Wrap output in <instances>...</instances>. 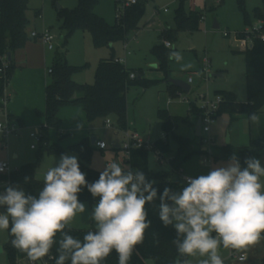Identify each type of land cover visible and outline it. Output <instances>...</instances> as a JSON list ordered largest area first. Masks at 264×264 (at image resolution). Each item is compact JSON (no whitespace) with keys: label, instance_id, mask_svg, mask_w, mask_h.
Wrapping results in <instances>:
<instances>
[{"label":"rangeland","instance_id":"rangeland-1","mask_svg":"<svg viewBox=\"0 0 264 264\" xmlns=\"http://www.w3.org/2000/svg\"><path fill=\"white\" fill-rule=\"evenodd\" d=\"M130 0H100L93 12L101 17L106 23L114 24L117 11H121L124 3ZM29 5L25 13L27 19V40L25 45L16 50L12 57L15 72L8 81V86L17 87L22 97L16 101L8 99L7 105L31 106L38 102L44 103V84L49 82L48 70H50L52 57L56 53L63 54L68 65L74 67H85L81 72L87 73L84 84H92L94 73L101 60L120 59L122 65L136 77L157 81L159 84L145 90L134 87L126 94V127L128 133H135L140 140L153 143L162 136H165L161 129L162 121L157 117L158 110H165L172 117H185L189 110V101L196 100V106H202L198 94H206L208 100L214 98L216 91L231 93L238 103L246 102L245 83V60L238 51L243 50L237 39L238 34H250L252 27H257L260 21L256 18L254 10H262L260 0H244L243 9L246 14L249 26H245L244 14L239 7L237 0H154L148 2L144 7V13L139 21L140 30L130 34L126 41L117 40L109 47L96 48L90 37V45L85 46L80 36L82 31H75L68 38L61 29L63 15L60 10H72L77 5V0H28ZM45 3L46 9L37 15L36 10H41ZM185 12L194 11L204 18L199 24L198 31H177L174 23V14L177 8ZM166 10V12H165ZM216 20L218 29L212 28ZM48 32L52 39L54 50H45L44 44L38 39H32L31 34ZM227 33L228 37H224ZM256 34V33H255ZM254 34V35H255ZM168 43L169 47H165ZM162 45L164 51H153L156 46ZM88 48V49H87ZM170 51H178L183 56L180 63H190L191 68L181 70L180 65L168 58ZM45 58V60H44ZM21 68V73L17 72ZM94 68V69H93ZM171 78L187 81L192 76L193 83L190 84L188 94H180L178 98L171 99L166 93L163 80L165 74ZM46 86V85H45ZM186 99L187 101H184ZM259 116V123L248 120L244 115H232L222 113L209 124V135L200 134L203 138L201 148L221 150L226 146L232 149L246 147L249 140H256L264 136V107ZM33 123L24 124L20 128L15 121H8L14 125L16 132L4 138L0 135V160L7 161L11 172L19 170L22 166L30 165L34 169L35 179L44 184V175L51 167L59 163L61 155L50 154L43 150L38 140L41 136L48 139L50 145L57 144L62 149L72 146L83 138L97 137L106 145V150L100 151L92 146L88 162H84L89 169L103 171L106 163L124 157L120 150H113L111 144L122 138V131L117 126V116L109 114L99 117L92 122H87L85 114L81 109L63 108L60 110L61 126L59 130L45 132L42 128V121L39 116L33 114ZM7 121L5 114L0 113V124ZM106 121L112 125L107 129ZM196 121L192 119L190 124L176 123L174 130L167 134L169 153L162 161H153L148 164L150 172L154 174L170 173L171 180L177 181L180 186H187L183 178L191 176L206 175L212 168L224 166L229 160L208 157L210 163L202 164L207 156L194 155L185 162L181 173L172 172L168 160L174 156L176 150L175 137L188 138L195 142L200 148V137L195 135ZM35 134L36 138H32ZM65 135V136H63ZM231 137L227 143L224 137ZM33 147V149H31ZM67 155L75 156L67 151ZM76 157V156H75ZM216 159V160H215ZM261 166L264 167V160L259 158ZM264 184V177L261 178ZM6 183L0 181V193L4 192ZM86 206V211L71 221L67 228L75 231H89L95 229L90 219V213L94 207ZM215 236V233H213ZM8 240V231H0V264H9L7 254L3 247ZM219 252L224 264H263L264 262V238L255 245L250 246L245 252L235 250L238 255L246 257L244 263H238L233 257V249H226L223 246ZM206 257H187L191 264H199L200 259ZM47 261V257L43 258ZM175 264H181L176 261Z\"/></svg>","mask_w":264,"mask_h":264},{"label":"clouds","instance_id":"clouds-1","mask_svg":"<svg viewBox=\"0 0 264 264\" xmlns=\"http://www.w3.org/2000/svg\"><path fill=\"white\" fill-rule=\"evenodd\" d=\"M168 58L182 71L192 67L180 63L183 56L178 51H170ZM248 118L259 123L256 113H249ZM224 140L230 143V135ZM244 163L242 168L233 154L226 165L206 175L185 177L187 186L181 191L165 187L159 195V219L175 229L173 244L180 257H206L199 264H224L221 246L243 253L264 238V167L254 157L245 158ZM155 183L119 160L106 163L99 179L89 183L77 157L62 154L59 163L45 173L38 197L14 186L0 193V207L5 208L0 212V231L7 230L11 246L33 264L48 256L54 245L57 254L50 258L55 264H102L113 251L118 264H129L151 225L145 206L157 199ZM84 187L98 203L90 213L95 230L81 241L65 229L86 211L78 199ZM182 264L191 261L183 259Z\"/></svg>","mask_w":264,"mask_h":264},{"label":"trees","instance_id":"trees-1","mask_svg":"<svg viewBox=\"0 0 264 264\" xmlns=\"http://www.w3.org/2000/svg\"><path fill=\"white\" fill-rule=\"evenodd\" d=\"M57 0H52L53 4ZM100 0H77V5L72 10H60L59 14L63 15L61 29L65 32V38H68L75 31L88 33L93 45L96 48L109 47L114 41H126L130 34L140 29L139 21L144 13V7L148 2L154 0H136L134 5H123L122 15L116 19L114 24L106 23L101 17L94 14L93 10ZM262 10L255 9V16L260 21V26L256 34H250V43L247 47L238 51L245 60V83H246V102L238 103L233 94L225 91H216L215 96L221 99L216 117L222 113L232 115H244L248 118L249 113L259 114L264 107V0H260ZM240 9L244 14L245 26H249L246 14L243 9L244 0H237ZM183 0H180V5ZM28 9V0H0V55L6 56L9 53L11 60L8 61L3 74H0V109L3 108L1 100L5 96V87L15 72V66L12 63V57L16 50L22 48L27 38V19L26 11ZM201 15L198 12H185L181 6L176 9L174 14V23L177 31H198ZM238 40L245 39V34L240 33ZM162 45L153 48V51H164ZM85 67H74L66 63L63 54L56 53L53 57L49 82L44 88L45 108L42 113L36 112V115L43 119L41 128L47 132L49 130H59L61 120L59 111L63 108L81 109L87 122H92L99 117H105L109 114L117 116V126L120 131H127L126 127V94L130 88L139 87L143 90L154 87L159 84L157 81H150L136 77L130 79L129 71L116 60H101L94 73L92 84H79L73 80V77L81 73ZM169 74H165L163 83H165L166 93L171 99L179 97L181 91L167 83ZM189 110L185 117H171L167 111L158 110L157 117L162 121L161 129L166 133L164 139H159L153 143V149L158 151L162 157L169 153L167 134L173 131L174 123L190 124L194 119L196 122L200 119L202 111L194 101H189ZM6 118L9 121H15L19 126L22 122L14 113L6 107ZM249 120V118H248ZM199 145L197 148L194 141L188 138L175 137L176 151L174 156L168 160L172 172L180 173L181 168L194 155L210 156L213 159H227L235 154L240 161L241 167H246L244 160L248 157L261 158L264 153V136L256 140H249L246 147L232 149L226 146L221 150H202V139L200 133ZM42 149L50 154L62 155L67 151L74 154L80 165V170L85 173V178L89 183L99 179L101 171L89 169L84 162H88L92 149L90 140L84 138L80 142L62 149L57 144L50 145L45 136L38 140ZM114 151L117 149H113ZM150 154L143 150H135L130 153L129 167L133 170L144 172L149 181H155L153 185L158 189L157 199L150 204H146L148 212L147 219L151 225L145 230L144 240L136 246L129 264H175L179 261L182 264V258L179 256L173 240L176 238V231L172 226L165 227L159 219V195L165 187L172 189L174 192L182 190L177 181H172L171 174H154L148 168ZM215 159V160H216ZM155 161V160H154ZM27 178V180L25 179ZM0 181L8 183V186L19 187L25 191L26 195L37 196L43 188L42 183L38 182L34 176V169L30 165L22 166L19 170L10 172L9 175H0ZM78 199L94 207L98 203V198H94L91 193L84 187L78 194ZM5 208L0 207V212ZM95 230L92 228L89 231ZM69 235L83 241L84 235L88 231H75L69 228L65 229ZM60 234H57V239ZM12 237L8 232V240L3 247L6 252L9 264H17L19 260L27 258L25 253L20 252L11 246ZM56 245L53 246L48 256H56ZM47 257L46 264H55V260ZM102 264H118V258L113 251ZM264 264V262H263Z\"/></svg>","mask_w":264,"mask_h":264},{"label":"built area","instance_id":"built-area-1","mask_svg":"<svg viewBox=\"0 0 264 264\" xmlns=\"http://www.w3.org/2000/svg\"><path fill=\"white\" fill-rule=\"evenodd\" d=\"M136 3V0H130V1H126L125 5H134ZM166 12V10H165ZM120 15H122V10L121 11H117L116 14V19H118L120 17ZM204 18H201V22H203ZM260 26V24H259ZM259 26L257 27H252V31L250 32V34H255L258 29ZM247 31L245 33V39L239 40V44L241 45V47H243V50L247 47L248 43H250V35ZM224 37H228L227 33H223ZM31 38L32 39H38L40 40L44 46L47 48V50H52L53 49V45H52V39L51 36L48 34V32L43 31L41 34H36V33H32L31 34ZM261 40L264 41V37H261ZM165 47H169V44L166 43ZM118 63L122 64L121 61H117ZM7 66V57L6 56H1L0 55V74L4 73V70ZM51 70H48V74H50ZM134 75L130 74V79H134ZM186 83L188 85L193 83V78L192 76H189ZM7 86V85H6ZM6 89V87H5ZM190 92V91H189ZM182 93V92H181ZM183 94V93H182ZM6 96V95H5ZM197 98L200 101H203L204 104L202 106H199L198 108L201 109L202 114L200 117V134L208 136L209 135V124L215 119L216 113L218 111L219 108V104L221 102V99L217 96H214V98L211 100H208L207 95L206 94H198ZM7 101L8 99L5 97L3 100H1V104L3 106V108L0 109V113L3 112L5 114L6 117V107H7ZM184 101H187L186 99H184ZM195 104H196V100H194ZM7 119V118H6ZM9 120L7 119V121L5 123L0 124V135L4 138H8L9 136H11L12 134H14L16 132V128L14 125L10 124L8 122ZM106 127L107 129L111 128L112 125L109 123V121H106ZM32 138H36L35 134H31ZM162 138L164 139L165 136H162ZM202 142H203V138ZM118 141V145L119 148L118 150H120L123 154L124 157L122 158H118V160L122 163V165L129 167V160H130V153L132 151L135 150H139V149H143L145 151H147L150 156H154L155 157V161H162V157L160 155V153L156 150H154L153 148V143H149V142H144L142 140L139 139V137L135 134V133H128L127 131H122V138ZM103 145V146H101ZM94 146L100 150V151H104L106 150V145L102 140H96ZM31 149H33V147H31ZM207 157L204 158L202 164L207 166L210 161L207 159ZM261 158L264 160V153L262 154ZM10 169H9V164L5 161L0 160V175H9L10 173ZM181 173V172H180ZM184 183L185 182V178H183ZM8 184V183H7ZM243 254L238 255L237 253H235V250H233V257L236 259V261L238 263H244L246 261V257L243 261H241L240 256ZM48 259H50V256H48ZM47 262L43 260L41 261H37L36 264H46ZM17 264H33L32 261H30L27 258H25L24 260H19L17 262Z\"/></svg>","mask_w":264,"mask_h":264},{"label":"crops","instance_id":"crops-1","mask_svg":"<svg viewBox=\"0 0 264 264\" xmlns=\"http://www.w3.org/2000/svg\"><path fill=\"white\" fill-rule=\"evenodd\" d=\"M28 5H29V2H28ZM45 9H46V5H45V3H43L42 4V8H41V10H36L35 12H37V15L38 16H40V12L42 11V10H44V13H45ZM140 30V29H139ZM80 38L82 39V41H83V43L85 44V46H87L88 47V44L90 45V37H86V35H85V33H82V35L80 36ZM30 40V39H29ZM46 48V47H45ZM88 49V48H87ZM45 50H47V48L45 49ZM54 50V48L52 49V50H50V51H53ZM49 51V50H48ZM242 51V50H241ZM53 57H54V55H53ZM53 57H52V60H53ZM44 60H45V58H44ZM118 61H121L120 59H117ZM52 63V62H51ZM94 69V68H93ZM21 68L19 69V70H17V72H19V74L21 73ZM87 73H88V71L86 72V73H84L83 75H81L82 73H78V74H76L74 77H73V80L76 82V83H79V84H84V83H82L81 82V79L83 80H85L86 78H88L87 77ZM49 75V74H48ZM87 80V79H86ZM45 85H46V83L44 84V88H45ZM5 95L7 96V97H9V99H10V97H11V101H16V100H18V99H20L21 97H22V94H20V92L17 90V87H10V86H8V84H7V86H6V89H5ZM43 99H44V90H43ZM12 102H10V104H9V106L7 105V107L14 113V115L22 122V126H19V124H17L20 128H23L24 127V124H27V123H33V119H32V116H33V114H36V112H40V113H42L43 111H44V108H45V102L44 103H42V101L41 102H39V104H38V102L37 103H35V104H32L31 106H23V107H21V106H16V104L14 105V104H11ZM59 119H60V111H59ZM172 117V116H171ZM175 118H182V117H175ZM40 119H41V121L43 122V119L40 117ZM61 120V119H60ZM174 124H176V123H174ZM173 130H174V128H173ZM194 131H195V128H194ZM196 135V134H195ZM63 136H65V135H63ZM84 139V138H83ZM161 139H163V138H161ZM97 140H99V139H97ZM159 140V139H158ZM157 141V140H156ZM168 141V140H167ZM154 143V142H153ZM249 144V143H248ZM202 150H204V148H202ZM207 150V149H206ZM176 151V150H175ZM5 162H7V161H5ZM8 163V162H7ZM8 186V184L6 183V187ZM5 190V189H4ZM148 264H150V263H148Z\"/></svg>","mask_w":264,"mask_h":264},{"label":"water","instance_id":"water-1","mask_svg":"<svg viewBox=\"0 0 264 264\" xmlns=\"http://www.w3.org/2000/svg\"><path fill=\"white\" fill-rule=\"evenodd\" d=\"M212 28L214 30L218 29V24H217V21L214 20L213 21V25H212ZM7 58H8V61L11 60V55L8 53L7 54ZM167 83L171 86H174L175 88L179 89L183 94H188L189 91H190V86L182 81V80H177V79H173V78H168L167 80ZM200 133V120L198 119L197 122H196V125H195V134L196 136H198ZM90 140V145L91 146H94L96 140H97V137H90L89 138ZM111 148L112 149H118L119 148V145H118V141L115 140L112 144H111ZM206 150V149H204ZM152 157V156H150ZM150 157H149V163L153 162L152 160H150ZM115 160H118V159H115ZM2 250H0V253H1Z\"/></svg>","mask_w":264,"mask_h":264}]
</instances>
